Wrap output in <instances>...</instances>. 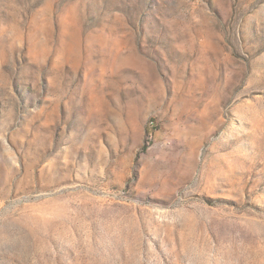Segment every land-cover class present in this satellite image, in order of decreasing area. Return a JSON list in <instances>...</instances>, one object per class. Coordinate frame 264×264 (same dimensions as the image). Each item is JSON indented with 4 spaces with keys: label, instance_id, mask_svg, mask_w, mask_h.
Returning a JSON list of instances; mask_svg holds the SVG:
<instances>
[{
    "label": "rangeland",
    "instance_id": "1",
    "mask_svg": "<svg viewBox=\"0 0 264 264\" xmlns=\"http://www.w3.org/2000/svg\"><path fill=\"white\" fill-rule=\"evenodd\" d=\"M0 264H264V0H0Z\"/></svg>",
    "mask_w": 264,
    "mask_h": 264
}]
</instances>
